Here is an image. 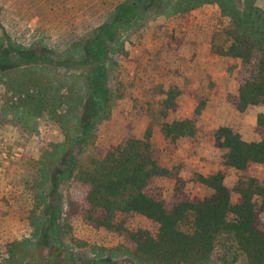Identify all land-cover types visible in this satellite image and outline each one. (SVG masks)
Returning <instances> with one entry per match:
<instances>
[{
  "label": "rangeland",
  "instance_id": "rangeland-1",
  "mask_svg": "<svg viewBox=\"0 0 264 264\" xmlns=\"http://www.w3.org/2000/svg\"><path fill=\"white\" fill-rule=\"evenodd\" d=\"M124 1L0 0V41L9 38L33 50L42 43L55 58H77L88 36L110 21L114 9ZM172 1L149 0L136 5L134 19L109 34L105 67L107 87L114 94L110 116L97 122L84 143L69 146L65 142L73 116L66 119L64 106L57 108V118L49 112L33 115L29 121L33 127L26 130L17 127L9 113H0V264H6L2 258L16 241L27 249L26 257L17 264H139L128 252L125 233L95 227L80 213L66 234L61 219L67 166L75 170L86 158L102 157L128 137L141 138L148 125L156 160L182 179V195L188 199L210 193L195 180L197 174L222 171L233 202L238 196L231 189L239 176L264 182V164L252 163L242 171L224 166L225 150L214 138L219 126L231 127L244 140L264 136V126L257 122L264 106L238 112L229 101L238 86L239 60L210 52L212 35L226 25V17L213 4L171 14L168 7ZM257 2L264 7V0ZM58 63L52 65L53 71L73 84L74 96L84 99L86 79L79 63L69 67ZM170 87H178L180 95L175 107L162 117L163 92ZM0 91H6L4 73H0ZM68 92L67 87L60 90V94ZM197 107L200 113L195 115ZM185 117L196 119L192 138L170 142L162 136V122ZM153 183L170 203L174 179L156 178ZM5 202L12 206L6 214L2 213ZM123 218L129 231L144 230L152 235L157 231L154 222L139 214ZM260 218L264 221L263 213Z\"/></svg>",
  "mask_w": 264,
  "mask_h": 264
},
{
  "label": "trees",
  "instance_id": "trees-1",
  "mask_svg": "<svg viewBox=\"0 0 264 264\" xmlns=\"http://www.w3.org/2000/svg\"><path fill=\"white\" fill-rule=\"evenodd\" d=\"M147 1L127 0L118 4L111 20L80 46L77 58H55L42 43L33 50L9 38L0 41V73H4L6 87V91H0V113H9L17 127L26 130L33 127L29 124L33 115L49 112L57 118V108L64 106L62 113L67 115L66 119L73 116L65 142L72 146L91 138L97 122L110 116L114 96L107 87L105 67L109 34L129 24L136 15V5ZM205 4L216 5L227 19L220 32L213 33L210 52L240 62L238 86L236 94L229 98L230 103L238 112L249 106H264V7L257 0H173L168 13L184 14ZM55 61L66 67L79 63L86 79L84 99L74 96L73 84L53 71ZM62 87L69 92L60 94ZM163 93L160 112L165 117L175 107L180 89L170 87ZM199 113L197 107L195 115ZM257 122L264 126V114L257 115ZM196 130V119L192 117L160 125L162 136L170 142L192 138ZM151 137L148 125L141 138L128 137L102 157L86 158L75 170L67 166L66 205L61 219L65 233L70 231L72 219L81 213L95 227L125 233L130 243L128 252L139 264H264V221L260 218V213L264 214V182L252 176H239L231 189L238 196L237 202H233L222 171L197 174L195 180L210 193L200 199H188L182 195V179L156 160ZM214 138L225 150L224 166L242 171L252 163L264 164V136L244 140L231 127L219 126ZM156 178L174 179L170 203L153 183ZM11 208L5 202L2 213ZM129 213L154 222L156 233L127 230L123 217ZM26 250L24 243L11 242L2 262L17 264L26 257Z\"/></svg>",
  "mask_w": 264,
  "mask_h": 264
},
{
  "label": "water",
  "instance_id": "water-1",
  "mask_svg": "<svg viewBox=\"0 0 264 264\" xmlns=\"http://www.w3.org/2000/svg\"><path fill=\"white\" fill-rule=\"evenodd\" d=\"M108 260V259H107Z\"/></svg>",
  "mask_w": 264,
  "mask_h": 264
}]
</instances>
